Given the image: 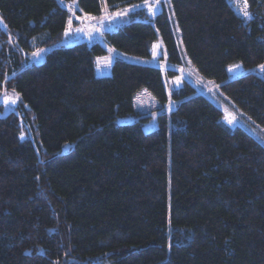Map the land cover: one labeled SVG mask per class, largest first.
<instances>
[{
	"label": "trees",
	"instance_id": "16d2710c",
	"mask_svg": "<svg viewBox=\"0 0 264 264\" xmlns=\"http://www.w3.org/2000/svg\"><path fill=\"white\" fill-rule=\"evenodd\" d=\"M143 1L0 0V264H264V144L188 81L171 95L165 83L184 54L264 131V0H246L249 22L230 0H170L104 43L75 38L68 5L100 20ZM157 43L166 75L133 62ZM109 50L121 58L99 77ZM143 89L156 112L135 111Z\"/></svg>",
	"mask_w": 264,
	"mask_h": 264
},
{
	"label": "rangeland",
	"instance_id": "374dc122",
	"mask_svg": "<svg viewBox=\"0 0 264 264\" xmlns=\"http://www.w3.org/2000/svg\"><path fill=\"white\" fill-rule=\"evenodd\" d=\"M105 2V0H103ZM144 4L141 7H146L144 8L146 12L148 13L149 17H156L159 15L163 10L164 11H171L170 8V0H144ZM232 3V6L235 10V12L242 17L246 22H249L251 20V15L248 9L247 4L245 3V0H230ZM139 6V9H142ZM110 10V9H109ZM119 10V9H118ZM118 10H110L108 13L104 14L105 19H100L98 20L100 23H104V25H108L112 21H120L121 18H118V15L116 11ZM138 12V11H137ZM247 12L248 15H245L244 13ZM103 15V14H102ZM103 16V17H104ZM102 17V18H103ZM123 20L121 22L123 23ZM96 22V21H95ZM94 22V23H95ZM97 22V23H99ZM77 23V20H76ZM92 23V24H91ZM85 23L82 25L83 29H77L75 36L78 39H86L88 42L90 39L89 43L92 44V42L95 43H104V41H98L96 37V34L93 30V22ZM99 23V24H100ZM128 23V21L126 22ZM123 23V24H126ZM80 26L81 23L79 22ZM102 25V24H101ZM0 27L1 29L5 30V25L4 23L0 20ZM75 37V38H76ZM0 50H1V45H0ZM153 57L150 61H138L134 60L136 63H141V64H146L150 66H155L159 69H161L164 74L166 75V72L168 70L174 69L171 68L167 63L166 60H163V48L161 43H157L153 47ZM45 52L44 51H38L34 53L31 57V62L37 65H40L44 61V56ZM118 58H121L119 54H115L113 52H110V55L106 58H102L98 60V71L100 75H111V67L114 63L115 60ZM178 72V76L174 79H165V83L169 92V95L172 94L173 91H178L183 87L184 81H188L192 85H194L200 95H204L207 97L210 101H212L215 105L220 107L223 112L225 113V118H224V123L234 129L236 127H243L248 129L254 137H256L259 141H261L264 144V131L260 128H249L243 118L236 112H234L228 104L221 98L220 96V87L219 85L211 82V81H206L204 80L197 72V70L190 64L189 60L186 58V56L183 54L182 56V67L180 69H175ZM259 75H262L264 72V69L258 68L255 70ZM245 72L241 66H236L230 69V75L232 78H237L241 75H243ZM3 105L6 108V112H14L18 106V97L12 94H7L5 93L1 99ZM159 103L155 99V97L152 95L150 91L147 89H143L139 95L135 98L134 100V109L136 112L142 113V114H151L153 112H156L159 109ZM176 104L170 100L169 103L166 105L164 108L168 113H171L174 111ZM123 123L128 124L132 123V120H125ZM156 128V123L153 122L152 124H149L146 126V131L147 132H152ZM25 136H22V139H24Z\"/></svg>",
	"mask_w": 264,
	"mask_h": 264
},
{
	"label": "crops",
	"instance_id": "0c3cea01",
	"mask_svg": "<svg viewBox=\"0 0 264 264\" xmlns=\"http://www.w3.org/2000/svg\"><path fill=\"white\" fill-rule=\"evenodd\" d=\"M144 2L138 4V5H134V6H130V7H126V8H121L119 9L117 12V14H119L121 12V14L118 15V18H121V19H125V20H129V18L131 16H133L137 11L141 10L139 9V6H143ZM105 5V4H104ZM142 9L146 8V7H141ZM68 9L69 11L72 13L73 15V20L76 21L77 20V23L79 24V22L81 23L82 19L84 18L83 15L81 14H76L78 12V9H77V6L76 5H68ZM110 10L108 7H106V5L104 6V11H103V15L101 16V19H105L107 17L104 16V14L108 13ZM104 16V17H103ZM103 17V18H102ZM79 29H83L82 27V23H81V26ZM75 34H76V30H75ZM76 37V36H75ZM77 38V37H76ZM90 41H92V39H90ZM89 41V42H90ZM91 44V43H90ZM110 52H113L115 54H117L116 52L112 51V50H109ZM118 55V54H117ZM120 56V55H119ZM134 62V61H133ZM112 68V67H111ZM98 76L99 77H107V76H110L109 75H100L99 74V71H98Z\"/></svg>",
	"mask_w": 264,
	"mask_h": 264
},
{
	"label": "built area",
	"instance_id": "2783aa9c",
	"mask_svg": "<svg viewBox=\"0 0 264 264\" xmlns=\"http://www.w3.org/2000/svg\"><path fill=\"white\" fill-rule=\"evenodd\" d=\"M121 20H123V19H120V21H117V20L112 21L108 25H104V23H100L97 18L85 15L84 18L82 19L81 23H82V25H84L85 23L90 24L91 22H93V26H94L93 30L96 34V37L98 39H100L98 41H104L107 34H109V33L115 34L118 31L119 26L128 21V20L124 19V21L122 23ZM97 22H99L100 24ZM92 44H95V42H92Z\"/></svg>",
	"mask_w": 264,
	"mask_h": 264
},
{
	"label": "snow or ice",
	"instance_id": "6c2138e0",
	"mask_svg": "<svg viewBox=\"0 0 264 264\" xmlns=\"http://www.w3.org/2000/svg\"><path fill=\"white\" fill-rule=\"evenodd\" d=\"M245 3H246V0H245ZM244 14H245V15H248L247 12H245ZM69 24H71V21H69ZM260 67H261V69H264V65H261Z\"/></svg>",
	"mask_w": 264,
	"mask_h": 264
}]
</instances>
